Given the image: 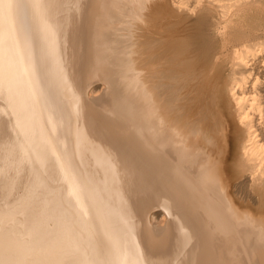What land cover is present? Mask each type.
I'll return each mask as SVG.
<instances>
[{
  "label": "bare ground",
  "instance_id": "1",
  "mask_svg": "<svg viewBox=\"0 0 264 264\" xmlns=\"http://www.w3.org/2000/svg\"><path fill=\"white\" fill-rule=\"evenodd\" d=\"M185 2L0 0V264H264V42Z\"/></svg>",
  "mask_w": 264,
  "mask_h": 264
},
{
  "label": "rangeland",
  "instance_id": "2",
  "mask_svg": "<svg viewBox=\"0 0 264 264\" xmlns=\"http://www.w3.org/2000/svg\"><path fill=\"white\" fill-rule=\"evenodd\" d=\"M185 1H186L184 5L186 7L185 9L186 10L189 9V11L187 10L188 13H186V10H185V13H186L185 18L187 20L186 26H188V31L190 32L187 42L194 43L196 53L201 63L205 62L209 66L211 65L212 67H214L213 66L214 60L216 58V55L220 52L223 42H230V41L234 42L235 41L234 37L231 38L230 35L233 33L236 35V31H237V34L239 35L238 38L236 39H240L238 40L240 42H264V1L263 0L262 1L247 0L246 3L248 1L249 2L246 5L245 4L236 5L234 3V2L237 3L238 1L239 3H241V1L242 3H244L245 1L243 2V0H238V1L231 0L228 3V4L231 3L230 7L226 11L227 12L232 11V12L229 13L227 17L224 14L226 11L223 8H221L223 7L224 4L222 6L220 5L221 7L219 6L216 7L217 14L215 15L214 13L212 14L208 10H205V11L200 10V11L194 12L192 10L195 6L196 0H188V1L185 0ZM189 2L190 4L192 3L191 6ZM258 2L259 3L261 2V4H259ZM233 4L236 6H234ZM242 5H244V8H246V10L244 12H241V15H240V16H243L244 20L242 21V23L234 24L232 20L238 19V17L235 14L237 13L238 8ZM189 6L190 8L193 7L191 9L192 13L190 11ZM224 7L226 6L224 5ZM220 12H223V13H220ZM226 26H228L227 30H225ZM237 27L239 31L236 30ZM225 31H227L228 33H225ZM240 31H244L245 33H247V36L244 39L240 36L241 35ZM208 72L210 71H207V73ZM217 72L218 71H216L215 74ZM219 72H220L219 75H221L222 71H219ZM216 76L217 75H215V77ZM219 78H221L220 80H223L224 74L219 76ZM96 82H98V84L99 83L102 84L101 82L103 81L101 79L100 80L98 79L96 80ZM158 221L162 222L163 218L159 216Z\"/></svg>",
  "mask_w": 264,
  "mask_h": 264
}]
</instances>
